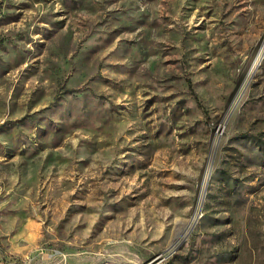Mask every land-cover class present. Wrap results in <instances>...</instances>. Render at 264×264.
Masks as SVG:
<instances>
[{
	"label": "rangeland",
	"instance_id": "obj_1",
	"mask_svg": "<svg viewBox=\"0 0 264 264\" xmlns=\"http://www.w3.org/2000/svg\"><path fill=\"white\" fill-rule=\"evenodd\" d=\"M0 264H264V0H0Z\"/></svg>",
	"mask_w": 264,
	"mask_h": 264
}]
</instances>
